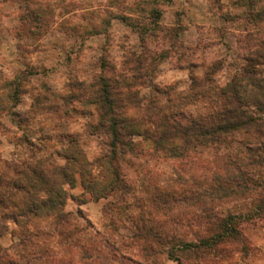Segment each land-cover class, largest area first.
I'll list each match as a JSON object with an SVG mask.
<instances>
[{
    "label": "clouds",
    "instance_id": "1",
    "mask_svg": "<svg viewBox=\"0 0 264 264\" xmlns=\"http://www.w3.org/2000/svg\"><path fill=\"white\" fill-rule=\"evenodd\" d=\"M221 3L223 13L241 17L224 25L222 33L213 31L221 27L218 19L221 10L212 0H189L184 4L187 10L185 22L191 21L189 28L197 33V26H200L197 35L203 43L215 45L207 51L201 47L189 53L193 61L202 65L197 75L204 79L213 60L223 61V68L212 76L213 82L205 83L197 90L201 95L194 94L187 83L176 87L172 95L174 107L171 110L183 111L198 121L201 117L212 120L223 111L219 92L228 88L234 78L242 86V96L264 99L260 87L244 78L239 69L229 67L233 62L246 65L247 62L238 57L247 56L261 60L256 67L264 69V0H259L254 8H249L247 3L233 6V0H221ZM42 6L51 9L55 23L47 35L34 43H26L30 50L36 47L49 49V52L33 53L29 58L34 62L51 55L48 41H55L52 33L61 22L84 24L80 20L82 13L97 11L107 4L101 5L97 0H42ZM111 10L118 9L112 7ZM250 12L253 16L259 14L261 19L250 22L246 19ZM22 14L23 7L15 0H0V21L12 35L16 32L23 35L19 20ZM100 14L103 15L102 11ZM14 53L15 48L4 46V71L8 78H14L11 69L20 67ZM177 62L186 65L188 61H177L172 56L168 62H158L155 71L146 69V79H152L161 87L187 80L189 72L179 71ZM80 78L87 79V76L81 73ZM67 79L64 70L60 69L51 78V83L56 91L64 92ZM256 80L264 85V74L257 76ZM36 87L42 91L38 84ZM167 111L169 109L165 108ZM244 111L247 115L235 127L227 131L209 128L198 142L194 141L195 147L186 144L190 137L183 134L170 136L166 146L182 153L176 157H166L164 152L156 150L151 139L139 137L141 147L152 155L141 158L133 167L121 161L119 172L104 157L106 149L100 140L107 137H89L85 120L68 122L71 131L82 135L77 146L81 156L74 173L75 186L56 171L55 158L49 159L59 145H50L46 151L38 153L35 160L43 161L45 174L53 182L51 187L65 199V210L75 207L71 230L78 231L70 241L61 243L58 230L49 221H42L39 227L29 225L28 231L33 233L31 243L19 245L17 240L14 243L19 246H6L7 258L16 264H264V112L258 111L255 105ZM150 114L143 106L125 112L129 118L142 121L143 129L159 136L165 129L159 125L157 117L149 120ZM61 123L65 121L37 112L33 126L56 130ZM183 123L188 125L190 121ZM5 125L8 131L0 136L4 141L0 145L3 159L17 164L28 160L34 164L27 154L7 143L8 139L22 137L25 132L6 121ZM39 135L31 137L33 142L40 143ZM13 152L17 155L12 156ZM81 180L94 186L98 199L93 200L92 193L81 187ZM119 180L130 185L132 190L124 192L117 188ZM158 192L167 194V204L156 201ZM38 195L46 200L47 189L39 190ZM72 196L85 202L74 205ZM12 199L20 202L19 195ZM12 227L16 228V225ZM41 231L52 232L53 236L49 239L35 235ZM77 241L85 247L96 248L97 252L91 259L82 258L83 250ZM46 251L50 254L45 255Z\"/></svg>",
    "mask_w": 264,
    "mask_h": 264
},
{
    "label": "rangeland",
    "instance_id": "2",
    "mask_svg": "<svg viewBox=\"0 0 264 264\" xmlns=\"http://www.w3.org/2000/svg\"><path fill=\"white\" fill-rule=\"evenodd\" d=\"M15 2L23 7V14L19 17L23 35L21 32L12 35L11 30L0 21V136L8 131L5 121L24 131V136L8 139L7 143L16 147L19 152L27 154L29 159L34 160L35 163H29L28 160H23L20 164L15 161L10 162L3 159L0 153V198L2 195L6 199L10 197L12 199L17 195L22 197L19 191L6 183L13 181L27 166L35 165L39 161L35 160L36 155L46 151L53 144L60 147L53 149L49 159L54 157L57 166L68 168L71 173L66 181L75 186L74 173L80 164L81 156L77 146L81 142L82 135L80 132L71 131V124L68 122L76 123L79 120H85L89 137L97 139L102 136L107 137L104 130L99 127L100 115L108 109L107 101L100 99V96H97L99 94H96L101 89L99 86L101 78L107 81L115 99L112 104L114 109L123 107L127 111L129 108L141 109L143 106L146 112L151 113L148 119L152 120L153 116L161 117L157 115L161 113L159 111L168 106L174 107L172 95L176 87L187 83L194 94L201 95L202 93L197 90L201 89L205 83H212L213 74L223 68V61L213 60L208 66L204 79L197 75L202 65L193 61L189 53L201 47L207 51L215 45L203 43L197 35L201 30L200 26H197V33H194L189 28L191 21L185 22L187 10L184 4L189 0H97L99 4L106 3L107 6L97 11L82 13L80 20L84 21V24L61 22L56 31L52 33L55 41H48L51 55L44 56L35 62L29 58L33 53L49 52V49L36 47L30 50L26 47V43L28 41L34 43L41 36L47 35L55 20L51 9L42 6V0H15ZM212 2L218 10H221L218 18L221 27L213 29L214 32L222 33L225 30L224 25L241 19L240 16L223 13L221 0H212ZM245 3L249 8H254L259 0H233V6ZM112 7H117L118 10L114 12L111 10ZM101 11L103 15L100 14ZM246 19L254 23L261 19V16L259 14L253 16L250 12ZM13 40L16 42L13 43ZM5 45L15 48L16 63L20 65L18 68L11 69L14 78H8L4 71ZM189 45L194 47H189ZM117 55L120 56L119 61H117ZM172 56H175L177 61H188L186 65L176 63L179 71L189 72L187 80L181 79L174 85L161 87L160 84L153 83L152 79H146L148 77L146 69L155 71L158 62H168ZM238 59L246 61V65L233 62L229 67L239 69L244 78L252 81L264 74V69L256 67L262 62L261 60L247 56H239ZM49 61L53 62L49 63ZM60 69L64 70L68 78L64 84V92L56 91L55 85L51 83V78ZM81 73L85 74L87 79H81ZM235 80L238 82L235 78L232 82ZM33 81H36V84ZM37 84L42 91L37 90ZM143 89H148V91H142ZM14 91L19 99L15 104L7 99L8 93ZM102 107L104 108L101 109ZM37 112L51 114L57 119L64 120L65 123L58 124L56 130H49L44 126L35 128L33 125ZM136 121L140 124L141 135L132 138V142L135 143L134 150L127 151L124 156L113 158L112 149L108 145L111 139L107 137L105 140H100V144L106 149L104 157L113 163L117 172H119L121 161L133 167L141 158L152 155L144 151L137 138L144 137L154 141V134L142 128V121ZM37 133L40 134V143H35L31 139ZM3 142L0 140V145ZM76 149L79 151L77 154L79 161L69 162L66 155L69 151L76 152ZM11 155L16 156L17 152ZM165 156L168 157L167 154ZM60 161L64 163L60 164ZM81 187L92 193L93 200L98 199L94 186L81 180ZM116 187L124 192L132 190L131 186L123 180H119ZM71 199L74 205L85 202L77 196H72ZM155 199L160 203H168L167 194L158 192ZM63 201L59 210L64 215L63 217L41 216V214L22 217L20 215L21 201L19 203L14 200L11 203L7 201L6 205L3 204L4 207L0 206V253L3 256L0 264H16L15 261L7 258L6 246H27L31 243L33 233L28 231L29 225L39 227L42 221H49L58 230L61 243L70 241L78 231L71 230L76 209L73 206L68 207L66 211L65 199ZM13 203L17 204L16 207H13ZM12 217H15V220ZM12 225H16V228ZM17 228L20 229L19 232ZM35 235L50 239L53 233L41 231ZM17 240L19 245L14 243ZM77 244L83 250L82 258L91 259L92 255L97 252L94 247H85L79 244V241ZM49 254L50 252H45V255Z\"/></svg>",
    "mask_w": 264,
    "mask_h": 264
},
{
    "label": "trees",
    "instance_id": "3",
    "mask_svg": "<svg viewBox=\"0 0 264 264\" xmlns=\"http://www.w3.org/2000/svg\"><path fill=\"white\" fill-rule=\"evenodd\" d=\"M257 87L261 88V96L264 97V85L254 78L252 80ZM240 82L235 80L229 85L228 88L222 89L220 94V99L223 102L224 108L223 111L218 113L216 117L212 120H206L204 117H201L198 120L192 119L190 116L186 115L183 111L176 110L172 111V107L168 106L169 111L165 112V109L159 111L157 117L159 125L165 129L163 133L159 136L154 134V145L158 152H164L168 156L176 157L182 155L175 148H168L166 146V141L170 136H175L177 134H183L186 138V144L195 147L194 141L198 142L199 138L202 135L208 133L209 128H213V131L223 130L227 131L236 126L237 123H240L242 118L247 115L246 108H249L251 105H255L258 111L264 112V99H261L256 96L244 97L241 95L242 86L239 85ZM98 93L100 99L107 101L108 109L105 113L100 115L99 127L104 130V133L110 140L109 146L111 147V155L124 156L127 151H133L135 143L132 142V138L141 135L140 124L132 118H129L125 115L126 110L123 107L114 109L112 104L115 99L112 96L109 85L104 78L100 79ZM239 89V90H238ZM241 89V90H240ZM9 101L15 104L17 102L18 96L13 93H8ZM99 99V102H100ZM97 100V99H96ZM13 104L11 106H13ZM228 105H234V107L229 108ZM102 107L101 109H103ZM190 121V124L185 125L183 122ZM214 126V127H213ZM215 137L213 139V142ZM252 151V149H249ZM79 151L76 149V152L69 153L66 155V158L69 162H78ZM43 161H38L35 165L27 166L24 171L19 172L18 176L11 182H8L10 187L19 191L22 194L20 198V203H22L20 212L22 217H27L29 215H38L41 216H56L63 217L60 207L63 205V195L51 187V182L45 170L42 167ZM56 171L64 178L66 181L71 173L65 166H57ZM38 185L40 188H38ZM126 188V185H124ZM43 188L47 189L48 198L46 200L40 199L38 192ZM11 203L13 201L6 199L4 195L1 196L0 206L4 207L3 204ZM4 202V203H3ZM6 205V204H5ZM17 204L13 203V207H16ZM15 220V217H12ZM1 233V232H0ZM3 256L0 253V259Z\"/></svg>",
    "mask_w": 264,
    "mask_h": 264
}]
</instances>
